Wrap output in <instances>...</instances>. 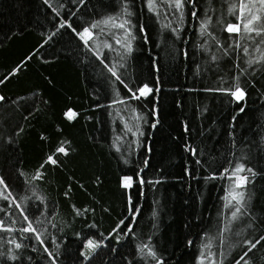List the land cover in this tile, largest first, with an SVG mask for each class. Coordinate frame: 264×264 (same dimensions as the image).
Returning a JSON list of instances; mask_svg holds the SVG:
<instances>
[{"label":"trees","instance_id":"16d2710c","mask_svg":"<svg viewBox=\"0 0 264 264\" xmlns=\"http://www.w3.org/2000/svg\"><path fill=\"white\" fill-rule=\"evenodd\" d=\"M0 81V264H264L261 0H0Z\"/></svg>","mask_w":264,"mask_h":264},{"label":"snow or ice","instance_id":"6c2138e0","mask_svg":"<svg viewBox=\"0 0 264 264\" xmlns=\"http://www.w3.org/2000/svg\"><path fill=\"white\" fill-rule=\"evenodd\" d=\"M45 2H47V0H45ZM261 3H264V0H261ZM179 6V5H178ZM55 11V9H53ZM58 14V13H57ZM255 19H258V17H252V19H250L248 21V23H246L244 25V29L245 31H248V32H251L253 31L252 28L249 27V25L252 23V20H255ZM99 23H102V22H97L95 24H92L91 25V28H97L99 26ZM103 23H107V21H103ZM127 23V21L125 22ZM69 27L71 28L72 25L68 22V21H62L61 24H60V28H63V27ZM125 25L124 24H120L119 27L123 28ZM204 25H202V30L204 29ZM73 31H75V29H73ZM227 31L229 32H235V31H239V26H232V25H229L228 28H227ZM259 34V33H258ZM54 35V33H53ZM77 35L80 37V39L82 41H84L85 45L87 46L88 45V40H91L93 38V34L92 32L90 31V28L89 27H85L81 32H78ZM87 36L88 39H85V37ZM108 47H110V45H108ZM129 51L131 50V47H130V44H129ZM245 51H247L245 49ZM106 67H108L107 65H105ZM108 71L111 72L112 76L116 78L117 81H119V83L121 85H123L124 88L127 89V91L130 93V98H134V99H138L139 96H143V95H147V93L151 92L152 89L149 88L147 85H144V86H141L139 88H137L136 90H133V88L129 87V85L119 76L117 75V72L114 70V68L112 67H108ZM2 82V81H0ZM137 93H139V95H137ZM232 96H234L236 98V100H243L244 98V91L239 87V85L236 86V90L231 92L230 93ZM0 100H3V97H0ZM121 103H123V101H119ZM243 109H241L242 111ZM77 114L72 112L71 110H69L67 113H66V116L68 119H73ZM194 151V150H193ZM57 152L59 153H64V154H67L66 151H65V148L63 146L59 147L57 149ZM45 163H50V164H56L57 161L53 158V156H48ZM41 167H43V165H41ZM244 168H243V165H239L237 166L236 170L237 172H241L243 171ZM249 171H251L249 169ZM242 179H245L246 178H242ZM0 183H3V180L0 179ZM140 183L143 184L144 181L143 180H140ZM133 185V181H132V178L131 177H125L124 180H123V187L124 188H131ZM6 187V186H5ZM5 199H7V196L4 197ZM232 199L236 201L237 204H240L243 200V193H236L235 195L232 196ZM240 208L239 207H236L235 208V211L232 213V216L235 218L236 217V214L238 212H240ZM25 220L28 219L27 216L24 217ZM123 223V221H121V224ZM23 231H35L34 229L31 228V224H29V226L27 228H24L22 229ZM129 231H131V228H129ZM37 239H39V237H37ZM261 239H264V237H262ZM42 242V241H41ZM250 243V248H249V251H251L252 248H255L256 247V243H259V241H257L256 243H252V242H249ZM99 244L94 242L93 240H88L87 241V245L86 247L88 248H91V249H95L96 247H98ZM17 248L20 247L19 244L16 245ZM153 256L155 255L154 253H151ZM245 255H247V253H245ZM241 259H243V257H241ZM237 264H239V261H237ZM245 264H247V262H245Z\"/></svg>","mask_w":264,"mask_h":264},{"label":"rangeland","instance_id":"374dc122","mask_svg":"<svg viewBox=\"0 0 264 264\" xmlns=\"http://www.w3.org/2000/svg\"><path fill=\"white\" fill-rule=\"evenodd\" d=\"M232 26H236V25H232ZM235 98V97H234ZM123 183V182H122Z\"/></svg>","mask_w":264,"mask_h":264}]
</instances>
